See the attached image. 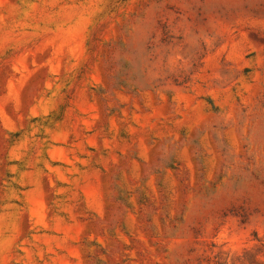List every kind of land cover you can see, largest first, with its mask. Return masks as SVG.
I'll return each instance as SVG.
<instances>
[{"label": "rangeland", "instance_id": "rangeland-1", "mask_svg": "<svg viewBox=\"0 0 264 264\" xmlns=\"http://www.w3.org/2000/svg\"><path fill=\"white\" fill-rule=\"evenodd\" d=\"M0 264H264V0H0Z\"/></svg>", "mask_w": 264, "mask_h": 264}]
</instances>
